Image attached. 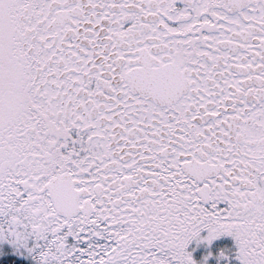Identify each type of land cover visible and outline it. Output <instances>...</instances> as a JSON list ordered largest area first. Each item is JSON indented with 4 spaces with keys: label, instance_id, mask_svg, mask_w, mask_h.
I'll return each instance as SVG.
<instances>
[{
    "label": "snow or ice",
    "instance_id": "6c2138e0",
    "mask_svg": "<svg viewBox=\"0 0 264 264\" xmlns=\"http://www.w3.org/2000/svg\"><path fill=\"white\" fill-rule=\"evenodd\" d=\"M0 264H264V0H0Z\"/></svg>",
    "mask_w": 264,
    "mask_h": 264
}]
</instances>
